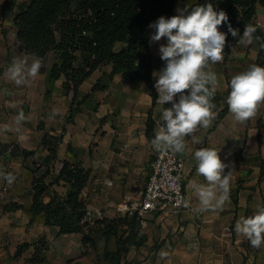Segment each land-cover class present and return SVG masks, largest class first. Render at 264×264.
<instances>
[{
	"label": "crops",
	"instance_id": "1",
	"mask_svg": "<svg viewBox=\"0 0 264 264\" xmlns=\"http://www.w3.org/2000/svg\"><path fill=\"white\" fill-rule=\"evenodd\" d=\"M28 1L0 0V172L15 176L11 184L0 178V264H33V246L20 256H16V251L22 243L39 240L49 244L43 264H91L93 252H88L82 234H61L58 226L45 223L43 215L33 217L29 211L33 203V173L26 167V154L34 152L36 157L45 158L50 153L48 144L57 142L51 167L58 171L69 160L89 170V181L81 193L87 209H100L106 219H114L123 215L117 211L123 201L139 199L157 151L152 145L155 137L147 136L149 112L152 109L158 132L162 110L171 107V103L161 105L156 101L153 105L145 82L133 86L120 73L111 76L113 67L105 64L80 86L81 94H88L89 98L69 119L72 95L63 90L64 77L49 80L54 54L39 56L23 49L17 39L13 17L18 5ZM197 1L179 0L176 12ZM255 21L264 35L261 5L257 6ZM166 43V38L151 42L155 59L161 55L160 45ZM259 46L260 39L254 35L251 44L238 41L228 58L224 52L221 62L209 63L218 79L211 101L215 119L209 128H199L195 133L200 143L185 138L187 147L180 154L185 161L186 203L176 213H149L145 223H141L147 237L145 244L131 246L121 264H264V243L254 248L235 231L241 216L253 215L258 205L264 206V104L254 118L241 124L234 120L226 103L231 78L256 63ZM14 58H25L29 64L34 59L42 61L39 74L28 85L17 86L8 79L6 72ZM155 75L157 79L159 73ZM21 111L25 119L17 123ZM201 148L219 151L226 165L224 174L231 172L229 201L222 211L202 210L190 187L193 181L207 184L196 171L194 153ZM69 190L66 182L55 184L44 201L49 202L55 192L65 195ZM13 202L22 208L5 210ZM100 243L97 254L102 258V239ZM161 250L168 256L161 259Z\"/></svg>",
	"mask_w": 264,
	"mask_h": 264
},
{
	"label": "trees",
	"instance_id": "2",
	"mask_svg": "<svg viewBox=\"0 0 264 264\" xmlns=\"http://www.w3.org/2000/svg\"><path fill=\"white\" fill-rule=\"evenodd\" d=\"M179 0H30L18 5L13 17L20 46L39 56L52 52L55 61L50 69L49 80L64 77L63 90L72 95L69 119H72L86 103L89 95H83L80 86L100 66L112 65L111 76L120 73L131 85L140 82L148 85L156 104L158 93L154 85L156 73L165 67L161 55L155 59L151 53L150 37L155 33L149 25L159 17L177 15ZM211 3L219 12L228 15V23L243 34L245 25L257 28L254 33L260 39L259 55L255 65L264 64V35L255 21L257 6L264 7V0H198L187 10ZM228 33L227 24L220 26ZM239 38L228 33L225 57L228 58ZM122 45L118 48V45ZM231 91V89H230ZM226 109L222 112L224 113ZM221 113V115H222ZM221 115L216 119L218 124ZM157 121L152 109L147 120V136L153 139ZM213 127V128H214ZM58 141V139H55ZM45 143L46 138L44 139ZM49 155L39 158L34 152L26 154V167L33 173L31 190L32 216L43 215L45 223L56 225L61 234L80 233L88 252H97L103 240L102 259L105 264H121L131 246L145 244L147 237L141 230L137 214H123L114 219L84 221L87 202L81 197L90 178V171L79 162L65 160L57 171L51 167L55 159L57 142L48 144ZM71 150L72 147H70ZM66 182L70 190L65 194L53 193L49 202L44 197L55 184ZM22 208L10 203L5 210ZM33 246V264H43L47 259L49 244L46 241L22 243L16 256ZM99 255V254H98Z\"/></svg>",
	"mask_w": 264,
	"mask_h": 264
},
{
	"label": "clouds",
	"instance_id": "3",
	"mask_svg": "<svg viewBox=\"0 0 264 264\" xmlns=\"http://www.w3.org/2000/svg\"><path fill=\"white\" fill-rule=\"evenodd\" d=\"M228 15L223 10L217 12L211 3L178 10L170 18L163 16L150 24L155 29L151 42L161 44L159 52L166 62L154 85L158 93L157 102L161 105L171 103L164 108L160 116V128L152 140L153 147L160 150H171L182 153L187 147L186 137L193 143H200L195 135L199 128L207 129L215 119L211 102L218 85L217 75L209 69V63L221 62L228 33L239 38L242 45L251 44L257 28L245 25L243 34L228 23ZM227 24L228 33L221 32L219 27ZM42 67L40 59L30 64L25 58H14L6 75L17 86L28 85L34 80ZM208 69V70H206ZM211 86V87H210ZM230 93L226 103L228 111L238 123H245L257 115L261 104H264V67L251 65L250 68L231 78ZM178 98V101L176 97ZM21 111L17 123L24 120ZM219 151L215 148H201L194 153L197 161V174L203 176L206 185L193 181L190 187L198 196L202 210H223L229 201L231 172L224 174L226 168ZM0 178L13 183L15 176L0 172ZM257 211L248 217L241 216L235 224L238 235L245 237L252 247L259 248L264 243V206H257ZM168 253L161 250V259Z\"/></svg>",
	"mask_w": 264,
	"mask_h": 264
},
{
	"label": "built area",
	"instance_id": "4",
	"mask_svg": "<svg viewBox=\"0 0 264 264\" xmlns=\"http://www.w3.org/2000/svg\"><path fill=\"white\" fill-rule=\"evenodd\" d=\"M184 167V157L180 153L157 150L150 162L148 177L140 189L139 199L123 201L117 206V211L121 214H137L142 224L152 212H179L187 200ZM103 218L105 215L100 209H87L84 221L94 223Z\"/></svg>",
	"mask_w": 264,
	"mask_h": 264
},
{
	"label": "rangeland",
	"instance_id": "5",
	"mask_svg": "<svg viewBox=\"0 0 264 264\" xmlns=\"http://www.w3.org/2000/svg\"><path fill=\"white\" fill-rule=\"evenodd\" d=\"M102 245V243H100V246ZM90 259H91V264H105V262L103 261V259L100 257V255L97 254V252H93L90 255Z\"/></svg>",
	"mask_w": 264,
	"mask_h": 264
}]
</instances>
